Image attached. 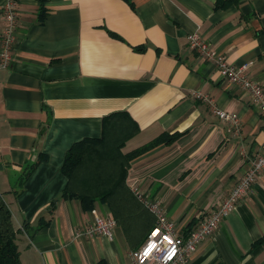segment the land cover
Returning a JSON list of instances; mask_svg holds the SVG:
<instances>
[{"label": "crops", "instance_id": "crops-1", "mask_svg": "<svg viewBox=\"0 0 264 264\" xmlns=\"http://www.w3.org/2000/svg\"><path fill=\"white\" fill-rule=\"evenodd\" d=\"M17 0L15 43L0 69V194L20 230L21 264H132L119 226L89 236L106 204L84 211L62 197L66 151L99 139L103 119L135 128L126 184L159 202L184 233L230 193L264 149V117L249 93L192 52L197 32L264 88V0ZM0 0V37L6 26ZM238 115L235 136L209 105ZM261 241L260 244L258 242ZM141 245V244H140ZM191 264H264V170Z\"/></svg>", "mask_w": 264, "mask_h": 264}, {"label": "built area", "instance_id": "built-area-1", "mask_svg": "<svg viewBox=\"0 0 264 264\" xmlns=\"http://www.w3.org/2000/svg\"><path fill=\"white\" fill-rule=\"evenodd\" d=\"M1 14L6 26L0 37V69H6L10 65L11 50L15 43V30L18 20L17 0H6L1 9ZM187 43L192 52L204 61L212 63L223 79L246 90L250 95L251 105L264 117V88L257 80L248 76L247 64L236 66L229 63L197 32L187 35ZM191 96L207 103L212 114L221 122L229 125L232 134L240 135L241 122L237 114L217 108L213 101L200 91H192ZM263 170L264 149L249 164L243 176L221 203L195 229L187 233H184L173 221L167 218L158 201L149 198L138 189H132L133 196L154 217V226L144 241L138 248L129 253L132 264H191V258L198 246L214 234L220 223L248 195ZM115 226L116 223L111 217H96L86 227L85 233L89 236L110 238Z\"/></svg>", "mask_w": 264, "mask_h": 264}, {"label": "trees", "instance_id": "trees-1", "mask_svg": "<svg viewBox=\"0 0 264 264\" xmlns=\"http://www.w3.org/2000/svg\"><path fill=\"white\" fill-rule=\"evenodd\" d=\"M231 3L235 0H219L217 6L225 8ZM123 116L114 114L104 118L99 139L81 140L66 151L60 168L67 180L62 197L77 199L84 211H90L96 202L106 204L110 217L121 228L130 246L135 247L140 246L153 228L154 217L126 184L129 162L172 137H160L124 152L125 141L136 129L130 127ZM20 240V230L14 228L11 213L0 194V264H21Z\"/></svg>", "mask_w": 264, "mask_h": 264}]
</instances>
